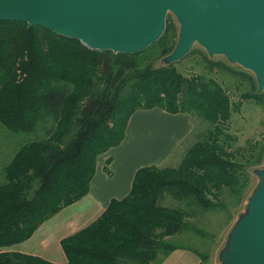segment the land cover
Listing matches in <instances>:
<instances>
[{
	"label": "trees",
	"instance_id": "obj_1",
	"mask_svg": "<svg viewBox=\"0 0 264 264\" xmlns=\"http://www.w3.org/2000/svg\"><path fill=\"white\" fill-rule=\"evenodd\" d=\"M176 32L169 17L157 42L128 54L94 49L44 26L0 21V123L18 144L0 170V264H60L12 248L88 195L98 157L123 141L138 109L187 112L208 126L177 166L140 167L127 195L64 237L65 264H161L187 248L175 236L193 231L213 239L232 221L231 209L263 162L264 141L237 144L230 123L243 101L233 103L216 79L187 77L174 63L156 66L172 51ZM242 99L264 105L255 92ZM21 133L32 136L19 143ZM168 195L183 206L163 205ZM207 212L213 216L204 221ZM220 215L217 227L212 221ZM187 249L199 255L198 264L209 262V252Z\"/></svg>",
	"mask_w": 264,
	"mask_h": 264
},
{
	"label": "water",
	"instance_id": "obj_2",
	"mask_svg": "<svg viewBox=\"0 0 264 264\" xmlns=\"http://www.w3.org/2000/svg\"><path fill=\"white\" fill-rule=\"evenodd\" d=\"M180 21L174 62L198 42L252 70L264 89V0H0V21L44 26L94 49L135 54L157 42L167 15ZM248 212L231 231L221 264H264V169Z\"/></svg>",
	"mask_w": 264,
	"mask_h": 264
},
{
	"label": "crops",
	"instance_id": "obj_3",
	"mask_svg": "<svg viewBox=\"0 0 264 264\" xmlns=\"http://www.w3.org/2000/svg\"><path fill=\"white\" fill-rule=\"evenodd\" d=\"M193 127L192 116L187 112L170 113L159 107L138 109L129 120L123 141L98 158L97 170L88 195L60 211L63 212L79 202L85 204L80 215L66 220L62 225L63 229L58 227L59 232L54 238V246L49 235L44 236L40 246L39 244L35 246L33 243L35 232L28 241L21 243V245L25 244L22 245L25 249H22L21 245H16L12 249L65 264L67 258L61 246L62 239L94 221L113 198L127 195L135 173L140 167L162 165L172 158L193 131ZM9 141L13 143V147L0 151V170L10 161L18 146L16 139L12 137L4 143ZM57 247L60 248L59 251ZM56 251L59 254L56 255L57 260L54 259ZM199 262L200 257L196 252L187 248H178L161 264H198Z\"/></svg>",
	"mask_w": 264,
	"mask_h": 264
},
{
	"label": "rangeland",
	"instance_id": "obj_4",
	"mask_svg": "<svg viewBox=\"0 0 264 264\" xmlns=\"http://www.w3.org/2000/svg\"><path fill=\"white\" fill-rule=\"evenodd\" d=\"M169 17L177 28L176 37L174 38L175 44L172 51L168 55L157 59L156 66H160L166 63H174L177 69L187 77L205 75L207 78L216 79L228 90L229 95L231 97V101L233 103L243 101L240 110L238 112L236 111L233 113L230 123V132L238 136L237 144L239 146L246 145L249 140H252L254 142L264 141V105L259 102H256L254 99L241 100V96L245 92H255L257 94L264 95V89L261 92H258L259 86L255 73L252 70L247 69L236 62L234 63L229 61L226 55H215L209 56L210 58H206L204 55L207 53V51L198 42H195L193 44L190 51L187 52L184 57L177 61L169 62L167 58L174 52L179 41L180 33V21L177 15L173 12H169L167 18ZM207 126L208 124L202 121L200 118L195 119L194 130L189 136V138L175 151V154L174 156H172V158H170L165 163L159 166H177L181 161V158L183 157L187 148L192 144L193 137H195V133H200ZM6 131L9 130H7L0 123L1 152L5 151V148L9 149L13 147V143L10 141L4 143L5 141L10 139ZM19 135V143L25 142L32 136V134L30 133H21ZM257 169H264V155L263 162L257 166L256 170ZM260 180L261 176L257 174L256 171L252 172L251 184L243 197V201L240 205L235 206L231 209L233 216L232 221L229 223H225L223 229L218 233V235H216V238H202L201 235H198L193 231H188V233L184 235H177L173 239H175L178 244L186 246L187 248H195L203 253L209 252V264H221V253L229 243L231 231L234 228L235 224L240 220V218L248 212V201L257 189ZM161 203L167 206H183V203L174 199L170 195H168L167 199H165L164 202L161 201ZM83 205H85L83 202H79L74 206L68 207L63 212H58L57 214L53 215L52 217L48 218L45 222H43V224L37 229L36 235H34L33 237L34 245L37 246V244H39L40 246L41 240L44 239V236L49 235L51 238V242L54 246V238L59 232L58 227L63 229L62 225L64 222H66V220L68 221L71 217H74L75 215H80L79 213L81 212ZM202 216L204 221H209V219H212L213 213L207 212ZM220 216L221 217L217 220L212 221L213 223H216L217 221V227H219L220 223L225 219L224 215ZM201 226L206 229L205 223ZM201 226L197 225V228L202 229ZM20 245L21 243L17 244V246ZM22 249H25V246H22ZM59 249L60 248L57 247L58 251ZM58 251H56L55 253V260H57L56 255L59 256Z\"/></svg>",
	"mask_w": 264,
	"mask_h": 264
}]
</instances>
